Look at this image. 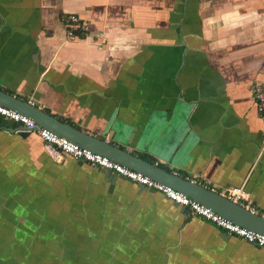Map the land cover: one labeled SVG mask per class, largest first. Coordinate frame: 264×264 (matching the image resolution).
<instances>
[{"label":"crops","instance_id":"1","mask_svg":"<svg viewBox=\"0 0 264 264\" xmlns=\"http://www.w3.org/2000/svg\"><path fill=\"white\" fill-rule=\"evenodd\" d=\"M69 15L90 31L68 40ZM256 84L264 0H0L1 91L264 209ZM19 128L0 115V264H264V248L159 191L54 161Z\"/></svg>","mask_w":264,"mask_h":264},{"label":"built area","instance_id":"2","mask_svg":"<svg viewBox=\"0 0 264 264\" xmlns=\"http://www.w3.org/2000/svg\"><path fill=\"white\" fill-rule=\"evenodd\" d=\"M66 37L68 40L78 39L81 35H85L90 31L91 23L88 20L80 19L75 15H69L65 18ZM252 94L255 100V108L262 119V133L264 138V86L256 84L252 88ZM0 115L14 122L21 124V129L36 133L43 142V146L49 156L58 161L64 156H71L75 159L82 160L96 167L107 169L110 172L120 174L122 177L146 188L156 190L165 195L168 199L187 208L191 215L200 216L214 223L218 228L226 233L235 235L249 243H256L264 248V234L250 230L241 226L213 211L210 207L191 199L187 195L175 190L173 187L152 179L140 171L132 169L120 162H117L105 155L94 152L83 147L66 137L60 136L52 130L41 127L28 116L21 114L11 108L0 104ZM175 173V172H174ZM178 174V173H175ZM195 182V180L191 179ZM199 182H197L198 184ZM204 187L214 191L234 203L244 207L246 210L264 218V209L257 208L251 202L245 201L244 190L242 187Z\"/></svg>","mask_w":264,"mask_h":264},{"label":"water","instance_id":"3","mask_svg":"<svg viewBox=\"0 0 264 264\" xmlns=\"http://www.w3.org/2000/svg\"><path fill=\"white\" fill-rule=\"evenodd\" d=\"M0 102L3 103L6 107L11 108L33 119L35 123L38 124L39 126L48 128L53 132H55L56 134L66 137L67 139L83 147H86L94 152L105 155L132 169L140 171L154 180L163 182L164 184L173 187L175 190L187 195L191 199L196 200L207 207H210L213 211L220 214L221 216L241 226H244L250 230L264 234V218L254 213H251L250 211L234 203L230 199L214 191H211L210 189L202 185H199L196 182L191 181L187 177L180 176L178 174H175L174 172H168L165 168L159 167L156 163H151L144 159L138 158L124 151L123 149L111 144L105 139H100L94 136L93 134L81 131L75 128L74 126L66 122H62L61 120L53 117L49 113L34 106L32 103L19 99L14 95L7 94L1 90H0ZM16 123L19 127L21 126L20 123L18 122ZM15 132L20 136H26L31 133L21 128L17 129ZM75 160H78V163L83 162L82 160L79 159H75ZM103 171H105V173L109 177L110 188L113 187L116 178L122 177L120 174L112 173L107 169H103ZM137 185L141 189H146L144 185H140V184ZM172 202L176 206H180L181 210L183 211L185 210L184 206L179 205L174 201ZM224 235L227 237L231 236V234H228L226 232L224 233ZM252 244L257 245L254 242Z\"/></svg>","mask_w":264,"mask_h":264}]
</instances>
